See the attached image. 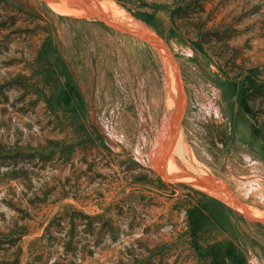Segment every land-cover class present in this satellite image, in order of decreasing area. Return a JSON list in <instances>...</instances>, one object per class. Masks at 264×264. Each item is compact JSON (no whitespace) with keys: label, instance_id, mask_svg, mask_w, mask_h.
<instances>
[{"label":"rangeland","instance_id":"1","mask_svg":"<svg viewBox=\"0 0 264 264\" xmlns=\"http://www.w3.org/2000/svg\"><path fill=\"white\" fill-rule=\"evenodd\" d=\"M0 264H264V0H0Z\"/></svg>","mask_w":264,"mask_h":264},{"label":"bare ground","instance_id":"2","mask_svg":"<svg viewBox=\"0 0 264 264\" xmlns=\"http://www.w3.org/2000/svg\"><path fill=\"white\" fill-rule=\"evenodd\" d=\"M69 1V0H68ZM71 1V0H70ZM62 2V1H61ZM103 2L101 3H95V10L97 9H102L98 12H93L96 13L97 17H99L100 19H103L105 21H108V23H113L117 26L120 25V23L116 22V21H113L112 19V16L115 17L116 15V12L118 11L117 8L113 7L112 4H107V3H104L102 4ZM49 5L52 7V9H54L56 12H61V13H67L66 9H69L67 8H60L59 6H57L56 4H53V3H49ZM80 5V4H79ZM72 6V5H71ZM65 7V6H64ZM82 7V6H81ZM93 7V6H92ZM94 8V7H93ZM72 9V8H71ZM85 11V10H84ZM84 11H79V10H69L68 13H72V14H78L79 12L82 13ZM93 11V10H92ZM92 13V12H91ZM121 15V12L119 13ZM95 16V15H94ZM124 16V15H123ZM122 16V17H123ZM130 22V21H129ZM129 25H131V22L129 23ZM113 26V25H112ZM117 26H114V27H117ZM130 28V27H129ZM131 29H134L131 27ZM130 30V29H129ZM142 32V29H140L138 27V30H135V33H140ZM140 37L142 38H145V39H150V40H154L153 38H151V36H149L148 34L147 35H143V34H140L139 35ZM164 59H166L167 61V64L169 66V73L172 77V82L174 84V88L178 89L179 86H178V79L177 77L174 75L173 73V70H172V63L168 60V58H166L165 55H163ZM175 76V78H174ZM171 82V81H170ZM176 89V92L177 94L179 95L178 91ZM180 100V99H179ZM175 103V102H174ZM172 104V103H171ZM179 106H180V101L178 102L177 104V109H179ZM179 112V110H178ZM176 119L174 120L173 119V122H171V125L168 124V125H165V127L163 128L164 130L161 131V136L159 137L158 141H157V145L155 147H153V153H154V156L152 157L154 159V164H155V167L159 168L161 171H162V151L164 149V143H168L169 140L172 138L170 132L173 131L174 127H175V124L177 123V119H178V116L176 114ZM171 121V119H170ZM169 123V122H168ZM169 132V133H168ZM173 133V132H172ZM170 134V135H169ZM173 135V134H172ZM168 138V141L166 140ZM167 141V142H166ZM183 151V150H182ZM168 152V151H167ZM180 154V151H179V146L177 144H174L170 150V155L166 156V159H165V163L164 164V172L165 174L167 175H174L176 177H178L179 179L183 180V181H189V180H192L193 178L186 175L185 173H183V171L179 170L177 167H175L173 161H172V156L176 155V156H179ZM164 156V155H163ZM165 157V156H164ZM164 160V159H163ZM176 161V160H175ZM193 168V167H192ZM164 174V175H165ZM204 176V175H203ZM195 180V179H194ZM205 183H208V181H205ZM205 183H195V184H192L194 187L198 188V189H201V187H203L204 189L208 190L210 192V194L212 193L214 196L218 197L219 199L225 201L228 205L230 206H233L231 200L225 196L224 194L218 192L216 189L210 187L209 185L205 184ZM213 185V184H212ZM216 187V186H215ZM209 194V193H207ZM211 194V195H212ZM238 204V203H237ZM237 207V206H236ZM238 208V207H237ZM241 208V206H240ZM236 209V208H235ZM239 209V208H238ZM241 210V209H240ZM243 211V210H242ZM245 211V210H244ZM255 215V214H254Z\"/></svg>","mask_w":264,"mask_h":264},{"label":"trees","instance_id":"3","mask_svg":"<svg viewBox=\"0 0 264 264\" xmlns=\"http://www.w3.org/2000/svg\"><path fill=\"white\" fill-rule=\"evenodd\" d=\"M116 2H120L121 0H115ZM187 8H188V6H187ZM175 16H176V12H174L173 13V18H175ZM80 217H82V218H85V219H88L89 217H86V216H84V215H82V214H78Z\"/></svg>","mask_w":264,"mask_h":264},{"label":"water","instance_id":"4","mask_svg":"<svg viewBox=\"0 0 264 264\" xmlns=\"http://www.w3.org/2000/svg\"><path fill=\"white\" fill-rule=\"evenodd\" d=\"M122 29V28H121ZM121 29H119L121 31ZM196 180H200V179H196Z\"/></svg>","mask_w":264,"mask_h":264}]
</instances>
